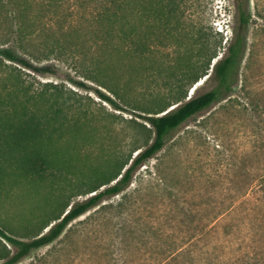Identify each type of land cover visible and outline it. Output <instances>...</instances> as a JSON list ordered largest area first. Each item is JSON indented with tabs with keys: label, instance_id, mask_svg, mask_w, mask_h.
Segmentation results:
<instances>
[{
	"label": "rangeland",
	"instance_id": "374dc122",
	"mask_svg": "<svg viewBox=\"0 0 264 264\" xmlns=\"http://www.w3.org/2000/svg\"><path fill=\"white\" fill-rule=\"evenodd\" d=\"M174 7L171 18L157 16L151 25L144 15L132 20L141 38L151 35V58L112 64V76L146 104L173 98V88L186 80L180 55H199L201 36L219 44L221 57L237 23L235 0H176ZM248 7L246 53L231 91L176 130L123 193L19 264H264V0H249ZM90 61L80 62L81 69L42 61L54 73L32 77L36 87L50 82L83 97L88 111L66 113L72 124L48 127L34 140L31 132L9 137L0 127V229L10 237L28 241L59 221L134 148L131 119L142 121V112L123 103L116 110L101 100L98 89L115 97L88 79ZM215 86L213 78H203L189 97ZM146 139L141 134L137 145ZM30 158L40 172L30 171ZM3 245L14 251L0 236Z\"/></svg>",
	"mask_w": 264,
	"mask_h": 264
},
{
	"label": "trees",
	"instance_id": "16d2710c",
	"mask_svg": "<svg viewBox=\"0 0 264 264\" xmlns=\"http://www.w3.org/2000/svg\"><path fill=\"white\" fill-rule=\"evenodd\" d=\"M158 1L0 0V116L3 117L0 127L9 137L13 136V131H28L34 140L48 127L72 124L67 114L88 111L82 96L78 95L77 99L72 95L73 91L66 92L58 84L38 82L43 87H36L33 75L54 73L52 66L38 64L46 60L68 62L81 69V63L90 59L94 69L88 79L99 83L115 98L100 89L96 90L98 97L116 110H121L120 103H123L133 111L142 112L138 116L142 121L131 119L135 131L134 148L110 178L90 188L87 194L92 193L91 196L70 206L63 217L55 219L59 221L48 223L31 240L10 237L0 229V236L14 249L11 251L6 245L0 248V264H19L33 251L57 241L71 223L105 199L123 193L131 185L136 171L164 149L176 130L231 91L246 53L251 19L249 0H235L237 23L221 57V47L210 44L209 35L200 37L202 52L199 55H194L193 50L180 55L186 63V80L176 84L172 90L173 98L167 103L159 105L165 98L155 104L134 99L121 80L112 76V64L117 60L151 58L154 53L149 44L151 35L141 38L138 24L132 20L144 15L151 25V20L157 16L171 18L176 0ZM197 39L195 37L194 42L197 43ZM195 57H201V60L195 61ZM203 78H213L216 86L189 97L190 89ZM74 83L86 87L83 82ZM141 134L147 139L139 146ZM36 163L31 159L32 173L40 172Z\"/></svg>",
	"mask_w": 264,
	"mask_h": 264
}]
</instances>
